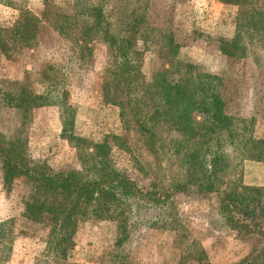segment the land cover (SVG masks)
Masks as SVG:
<instances>
[{"label":"trees","instance_id":"1","mask_svg":"<svg viewBox=\"0 0 264 264\" xmlns=\"http://www.w3.org/2000/svg\"><path fill=\"white\" fill-rule=\"evenodd\" d=\"M111 1L126 11L118 18L122 30L108 19L106 8ZM218 1L238 8L234 30L221 31L216 38L221 56L235 61L252 59L258 71L257 110L250 116L241 115L235 97L229 94L228 76L199 56H185L186 50L182 56V45L175 42L173 33L153 25L149 18L151 0H73L66 7L46 6L41 15L23 11L14 26L5 31L8 37L0 27L4 49L8 38L22 47H35L49 27L60 33H65L66 27L79 28L86 43L101 38L113 52L127 85L131 111L159 167H163L164 154L155 130L159 123L166 122L179 134L182 142L174 140L177 154L185 149L182 177L175 180L166 172L158 173L149 186H142L117 167L113 158L116 143L70 136V140H79L77 147L85 151L80 156L83 167L55 170L33 159L20 143L0 132L4 186L10 189L19 179L31 184L35 191L26 202L25 216L49 228L46 250L35 264H77L76 236L83 222L116 225L118 249L108 253L109 259L103 264H140L123 249L132 239L134 228L161 227L160 223L167 227L178 222L179 195L206 199L213 194L217 195L220 218L252 244L243 259L230 264H264V186L245 185L242 179H236L238 168L246 161H264V140L256 136L258 123L264 121V0ZM140 43L142 48L138 47ZM152 45L159 46V55L168 66L154 75L149 108L142 98L140 65L145 50ZM50 68L49 64L42 71V78L52 91L58 81L49 74ZM48 97L21 88L18 96L7 95L6 103L18 107L54 103ZM170 177L173 180L168 182ZM8 224L0 223V247L11 250L13 237ZM10 256L9 251L1 250L0 264Z\"/></svg>","mask_w":264,"mask_h":264},{"label":"rangeland","instance_id":"2","mask_svg":"<svg viewBox=\"0 0 264 264\" xmlns=\"http://www.w3.org/2000/svg\"><path fill=\"white\" fill-rule=\"evenodd\" d=\"M72 1L0 0V27L8 37L5 31L14 26L23 11L41 15L46 6L66 7ZM237 10V6L218 0H151L149 18L153 25L173 33L175 42L182 45V56L186 50L185 56H199L221 75L228 76L227 91L235 97L241 115L250 116L257 110L256 65L252 59L227 60L216 46L221 31L234 30ZM106 11L108 19L122 30L118 18L125 9L111 1ZM66 30L60 33L49 27L35 47H22L9 38L5 49L0 45V132L20 143L33 159L46 162L55 170L83 167L80 156L85 151L77 147L79 140L68 138L79 136L91 142L116 143L113 158L117 167L142 186H149L158 173L166 172L175 180L182 177L185 149L177 154L174 148L175 139L182 142L179 134L166 122L156 126L164 153L161 169L131 111L126 82L108 43L101 38L86 43L79 28ZM138 47L142 48V43ZM142 60V98L152 108L150 84L154 75L168 64L160 57L157 45L145 50ZM49 64V74L58 81L52 91L42 78V71ZM180 71L184 72L181 66ZM21 88L49 94L54 103L34 107L8 105L7 95L16 97ZM256 136L264 140V121L258 123ZM171 177L168 182L173 180ZM236 179H242L245 185L264 186V161H248L246 166L243 163ZM32 191L34 187L24 179L14 182L10 189L5 187L0 164V223L10 222L7 227L13 237L11 250L0 247V251H9L11 255L4 264H35L46 250L49 228L25 216ZM179 196L178 222L167 227L160 223L161 227L134 228L132 239L123 246L131 260L140 264H230L251 251L252 244L244 234L220 218L216 194L206 199ZM117 236L115 223H81L74 261L103 264L104 259H109L107 254L118 249Z\"/></svg>","mask_w":264,"mask_h":264},{"label":"crops","instance_id":"3","mask_svg":"<svg viewBox=\"0 0 264 264\" xmlns=\"http://www.w3.org/2000/svg\"><path fill=\"white\" fill-rule=\"evenodd\" d=\"M246 162H248V161H246ZM246 162H245V166H246ZM250 162H253V161H250ZM246 175H247V171H246ZM246 177V176H245Z\"/></svg>","mask_w":264,"mask_h":264}]
</instances>
